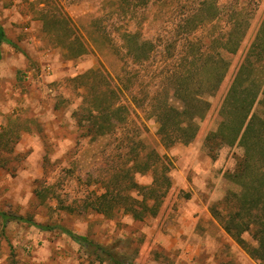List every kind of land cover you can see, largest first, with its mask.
I'll use <instances>...</instances> for the list:
<instances>
[{
	"label": "rangeland",
	"instance_id": "obj_1",
	"mask_svg": "<svg viewBox=\"0 0 264 264\" xmlns=\"http://www.w3.org/2000/svg\"><path fill=\"white\" fill-rule=\"evenodd\" d=\"M36 1L0 0V24L12 42L10 57L4 53L6 65L0 67V142L10 141L0 149V211L54 228L4 224L0 218V264H12V250L16 264H106L60 226L114 246L125 264H264L251 255L258 245L251 233L242 235V245L225 231L224 220L214 216V211H230L222 202L238 187L225 174L235 170L244 150L227 145L213 149L206 142L224 117L225 96L264 17V0H217L230 11L244 7L248 33L236 54L214 42L229 27L228 12L199 30L197 38L193 35L196 50L219 52L230 66L215 93L203 97L208 106L196 110V139L167 149L160 142L157 119L148 118V107L131 105L128 122H116L114 134L96 140L84 137L88 122L83 128L78 122V115L88 114L81 109L84 90L73 79L101 67L115 80L122 76V34L136 27L162 50L169 43L172 51L185 50L177 32L187 16V9L180 8L185 0L135 14L125 0H53L73 18L92 50L77 59H68L45 33L42 5ZM122 136L140 137L172 163V186L157 216L140 221L123 212L106 216L85 209L86 196L103 191L96 179L122 164ZM135 179L149 185L152 175L139 173Z\"/></svg>",
	"mask_w": 264,
	"mask_h": 264
},
{
	"label": "trees",
	"instance_id": "obj_2",
	"mask_svg": "<svg viewBox=\"0 0 264 264\" xmlns=\"http://www.w3.org/2000/svg\"><path fill=\"white\" fill-rule=\"evenodd\" d=\"M125 1L128 10L135 14L166 5L171 0ZM35 3L42 5L39 13L45 33L66 51L68 59H77L92 52L87 38L62 6L55 5L53 0H37ZM180 8L187 9V16L177 31L181 32L185 50L172 51V43L162 50L159 43L143 36L136 27L135 31L122 34V48L125 49L122 52V76L115 80L101 67L73 79L84 90L81 109L88 114L78 115L80 128L88 122L84 137L96 140L114 134L118 128L116 122H122L123 126L128 122L133 105L151 110L148 118L157 119L158 136L166 149L177 143L190 144L196 139L200 130L196 110L200 105L208 104L203 97L215 93L220 87L230 64L221 53L211 54L205 46L196 50L193 35L197 38L199 30L228 12L231 15L229 27L220 33L222 37L218 34L220 40L214 42L219 41L221 49L236 54L248 29L245 28L244 7H233L230 11L219 7L217 0H185ZM247 24H250L248 20ZM4 41L5 32L0 25V46ZM159 42L163 41L160 39ZM224 103V117L217 130L209 132L206 142L213 145V149L227 145L241 147L244 151L237 158L235 170L225 174L226 179L238 187V191L230 190L222 202L230 207V211L225 215L214 211V216L224 220L225 231L242 245L245 244L242 235L251 233L258 243L256 248H252L251 255L264 260V17ZM9 144V140L0 142V149ZM171 169L172 163L167 155L148 147L140 137L122 136V164L96 179L103 191L88 194L84 200L85 209L106 216L123 212L140 221L157 216L172 186ZM139 173H151V184L138 183L135 178ZM0 218L4 224L16 221L27 222L42 230L54 228L7 212L0 211ZM59 228L86 246L99 262L125 264L114 246H104L88 236ZM11 257L12 264H16L13 250Z\"/></svg>",
	"mask_w": 264,
	"mask_h": 264
},
{
	"label": "crops",
	"instance_id": "obj_3",
	"mask_svg": "<svg viewBox=\"0 0 264 264\" xmlns=\"http://www.w3.org/2000/svg\"><path fill=\"white\" fill-rule=\"evenodd\" d=\"M1 26H2V28L4 30V32H5L6 41L2 42L1 46H0V55H1V57H0V67L6 65V62L4 61V55H5L4 53H6V55L8 57H10L9 46L10 45L12 46V42L8 39V37L6 35V31H5L4 27H3V25H1Z\"/></svg>",
	"mask_w": 264,
	"mask_h": 264
}]
</instances>
